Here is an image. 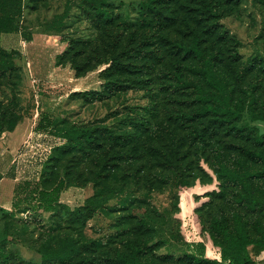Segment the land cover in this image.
Returning <instances> with one entry per match:
<instances>
[{"label":"trees","instance_id":"trees-1","mask_svg":"<svg viewBox=\"0 0 264 264\" xmlns=\"http://www.w3.org/2000/svg\"><path fill=\"white\" fill-rule=\"evenodd\" d=\"M168 1L171 2L144 0L141 3L144 17L141 25L149 31L142 43L146 48L142 50L145 53L142 54L139 49L124 50L121 53H114L109 58L98 56V63L93 65L90 56L84 59L80 57L81 54H87L85 50L80 49L70 56L69 48L59 54L57 65H69L76 76L82 77L99 65L108 64L109 66L99 74L103 80L99 90L72 92L70 95L71 100L87 97L90 102H95L108 98L119 89H130L140 85L147 87L158 83L152 71L155 67L153 63L149 64L147 71L141 76L136 74L134 80L124 74L126 72L135 74L132 67L140 64L132 60V57L142 59L150 56L149 53L154 50L147 48L159 49L162 39L179 57L173 63V68L165 71L166 79L160 84V88L173 96L177 92H191L193 94L191 110L172 113V120L167 126H160L158 122L153 123L137 116L124 129L99 127L93 124L78 125L72 123L69 118L47 119L46 122L42 119L37 128L48 130L50 134L61 138L63 143L51 149L50 157L37 181L26 180L18 183L15 209L0 210V264H90L93 258L87 253L85 245H81L71 232H61V221L52 220V226H47L42 230V234H36L31 227L34 218L30 216L25 218L22 213L29 210L34 214L40 210L53 218L60 211H67L71 224H74L84 220L86 216L87 220L93 217L97 214L95 211L98 207L114 199L116 205L128 210L129 217L139 218L140 229L154 231L156 238L142 244L126 240V250L115 251L112 257H102L103 261H110L112 264H258L261 261L260 257L264 252V225L255 221L256 232L253 231L247 214L242 209L254 215L264 210V190L255 184L257 178L264 177V170L260 172L253 169L245 161H240L239 164L229 163L225 158L224 148L216 143L218 136L223 134L225 129L227 132L244 131L247 136L253 137L256 144H264V134H259L255 127L238 126V121L243 117L248 105L241 99L235 100V88L218 68V53L209 51L204 45L207 34L217 35L222 41L229 38L225 30L220 31L219 21L224 17V8L216 3V0H198V10L205 16L202 17L203 20L189 24L190 38L178 42L164 34L165 29L175 24L173 16L162 8L163 3ZM83 2L104 17L107 23L112 24L118 19L115 25L119 24L125 30L131 28L132 25L125 19L114 16L111 9L112 0ZM0 3V77L12 78L20 69L16 57L18 52L2 47L1 34L16 31L18 23L7 1L0 0ZM119 34L121 37L122 31ZM135 34L136 30L132 32L133 37L130 40L132 44L137 38ZM238 56V52L233 54L235 59ZM189 61L191 63L187 68L190 73H187L186 65ZM194 75L199 79H195ZM17 95L20 94L16 90ZM21 102L22 97L19 96L16 106L0 109V138L6 130L13 131L25 117L27 111ZM252 103L253 99L250 101V104ZM162 131L169 132V137L171 135L169 143L162 142L160 137ZM165 139L168 141V138ZM212 141L215 143L211 146ZM194 146L202 151L201 153L208 149L216 153L214 161L210 162L220 182V192L216 195L223 198L228 187L235 188L231 197L235 208L231 215L228 214L226 205L222 203L218 204L219 211L210 212L207 219L204 211L198 213V226L202 233H208L211 240L221 247L222 260L207 257L204 242L191 245L173 231L169 240L168 238L164 240L161 233L170 230L171 222L157 221L151 216L148 206L145 207L146 210L131 207L135 196L129 189L130 183L145 195H151L156 190V185L169 180H176V187L181 192H186L197 179L209 183L210 175L204 172L199 163L194 160L187 162L188 159H192L191 149ZM243 151L251 158L264 163L263 151L251 148H243ZM69 153L75 154L74 157H80L81 161L97 166L95 175L88 177L87 182L82 185L78 182L71 183L69 178L73 172L70 170L56 176L54 168L57 162ZM178 163L184 170L179 169ZM77 179L79 180V177H76ZM102 180H115L117 185L110 184L99 190ZM88 185H92L93 193L83 205L70 208L60 202L61 194L66 189ZM123 188H127L125 194L119 195ZM105 192L113 194L100 198ZM172 222L174 227L177 222L175 220ZM170 241L177 246H174L171 252L161 253L160 250L168 247ZM20 243L34 248L38 258H26L20 250ZM179 251L180 254L173 253Z\"/></svg>","mask_w":264,"mask_h":264},{"label":"rangeland","instance_id":"rangeland-1","mask_svg":"<svg viewBox=\"0 0 264 264\" xmlns=\"http://www.w3.org/2000/svg\"><path fill=\"white\" fill-rule=\"evenodd\" d=\"M6 1L8 7L10 5L16 15L18 29L2 33L1 45L4 49L18 52L16 57L20 69L12 78L0 77V109L16 106L18 98L21 96L17 95V98L16 90L20 94L23 89L32 90V92L35 89V92L40 94L45 82L43 78L42 80L39 78L38 74L43 73L46 69H55L61 51L70 48L71 56L73 52L80 49L85 50L87 54H81L80 57L84 59L90 56L93 65L98 63V56L109 58L116 52L121 53L130 49H139V52L145 53L142 50L146 48L142 43L149 31L141 25L144 18L141 3L144 0H112L111 9L114 16L125 19L132 25L130 29L126 30L119 24L115 25L118 19L112 24L107 23L104 17L97 14L83 0ZM216 3L224 8V17L219 21L220 31L225 30L229 38L222 41L217 35L207 34L204 45L209 51L218 53V68L229 78L235 88V100L241 99L248 105L243 117L238 121V126L255 127L259 134H264V0H216ZM198 6V0H171V2L163 3L164 11L169 12V15L175 19V24L172 21L173 25L164 30L166 37L178 42L190 38L189 24L196 23L197 20H201L205 16L198 10ZM134 30H136L137 38L132 44L130 40ZM121 31L122 36L120 37ZM27 38H32L33 42L30 45L25 43L28 41ZM160 41L159 49L147 48V50H154L149 53L150 56L142 59L132 57V60H136L140 64L132 67L135 74L130 72L124 74L134 80L136 74L141 76L147 71L149 64L153 63L155 67L152 71L158 83L147 87L140 85L130 89H119L108 98L95 102H90L91 100L87 97L71 100L70 121L78 125L93 124L99 127L124 129L132 123L133 118L138 116L145 120H151L153 123L158 122L160 126H167L168 122L172 120V113L190 111L193 100L191 92H177L173 96L170 92L160 88V84L166 79L165 71L173 68V63L179 57L162 39ZM235 52L239 54L237 59L233 57ZM190 63L189 61L186 65L187 73H190L187 68ZM108 66V64L99 65L91 71L89 80L98 82L99 74ZM138 71L140 72L138 73ZM57 76L58 74H53V77L44 78L50 80ZM66 76L71 77L70 74H66ZM33 78L41 81L33 83ZM194 78L199 79L196 75ZM101 81L103 82V80ZM251 99L254 100L252 104H250ZM27 114L28 112L25 116ZM19 124L20 122L16 128ZM160 137L163 143L171 141L169 132L162 131ZM165 137L168 138V141ZM27 143V139H25L18 143V147L27 148ZM61 143H63L62 139L45 140L46 146L54 147ZM213 143L215 142L212 141L211 146ZM216 143L224 148V155L229 163L239 164L240 161H245L253 169L260 172L264 170L263 162L251 158L243 151V148H251L264 152V144H256L253 137L247 136L244 131L241 133L235 130L227 132L224 129V133L218 136ZM201 152L194 146L191 149L192 159H188L187 162L194 160L199 163L204 172L210 175L209 183L197 179L194 180L191 187L186 189L187 191L185 190L186 192H181L176 187V180L160 181V184L156 183L158 186L156 185V190L151 195H145L143 191L130 183L129 189L135 196L131 207L146 210L145 207L148 206L151 216L157 221L169 220L171 222L170 230L161 233L164 240L167 238L169 240L173 231L175 235L182 236L191 245L204 242L205 255L209 258L222 260L221 247L211 240L208 233H202L198 226V213L204 211L205 219H207L210 212L219 211L218 204L222 203L226 205L228 214L231 215L235 208L231 199L235 188L228 187L223 198L216 195L220 192V182L210 165V162L214 161L216 153L212 149ZM41 153L42 151L36 154L27 153L16 159L14 163L15 156L10 155L5 163L7 166L14 167H11L10 171L12 168L14 169V174L20 178L19 182L37 181L50 157L48 155L47 158H44ZM74 156L75 154L72 153L65 154L54 169L56 176L60 173L63 174L65 170H70L73 172L72 177L69 178L71 183L78 182L79 185H82L87 182L88 177L95 175L97 166L81 161L80 157ZM178 167L180 170H184L180 163H178ZM76 177H79V180H76ZM101 182L99 190L110 184L117 185L115 180H102ZM255 184L264 190V177L257 178ZM89 186L91 188L92 185ZM126 190L127 188H123L119 195H124ZM87 194L88 191L70 188L64 192L62 199L75 206L83 201ZM110 194L113 193L105 192L100 198L112 196ZM115 200L98 207L95 211L97 214L88 220L86 216L84 220L74 224H71L70 214L67 211H60L56 217L52 218L50 214L39 210L29 215L34 218L31 227L36 234H42V230H45L47 226H52V220L61 221L60 231L71 232L81 245H85L87 253L93 258L90 264H112L110 261H103L102 257H112L115 251L126 250V240L142 244L156 238L154 231L146 228L140 229L139 218L129 217L128 210L116 205ZM242 211L247 214L253 231L256 227L255 221L264 225V210L257 215L248 213L245 209ZM173 220L177 222L174 227H172ZM168 244H170L168 247L160 250L161 253L171 252L174 246H177L171 241ZM173 253L180 254L181 251ZM32 255L34 256V254Z\"/></svg>","mask_w":264,"mask_h":264},{"label":"crops","instance_id":"crops-1","mask_svg":"<svg viewBox=\"0 0 264 264\" xmlns=\"http://www.w3.org/2000/svg\"><path fill=\"white\" fill-rule=\"evenodd\" d=\"M33 41H25L26 44H31ZM61 51L60 53H62ZM68 73H66V72ZM33 74V73H32ZM53 74H58L56 78L53 79H45L44 77H53ZM66 74H70L71 77H67ZM89 72L87 75L78 77L76 76L75 71L69 66L56 65L55 69H46L43 73L38 74L39 78L44 80L45 85L43 83V88L40 90V94L36 93L35 89L28 91L27 89H23L20 95L22 98V105L28 114L23 118L20 122L19 126L16 130L10 132L6 131L3 133L0 138V173L2 174V178L0 179V210H8L12 211L15 209L16 203V187L18 183H20V178L17 174H14V167L10 171V166L6 165V160L10 155H14L15 159L23 157L25 154L21 152L23 148L18 147V143L32 138L33 141L41 143L42 150L46 148H53V146H46L45 140L49 139H61L52 134L48 130H42L37 128L38 123L45 119L51 120H60L64 118L70 119V95L72 92H80V91H89V90H99L102 84L100 78L98 82H94L92 79L89 80ZM39 80V81H41ZM71 88V89H69ZM40 152V151H39ZM51 150L47 153V156L50 154ZM12 173V174H11ZM39 179V178H38ZM87 187H70L76 188L83 191H88V194L84 197L83 201L79 202L75 206L69 204V202H64L62 197L64 192H67L70 188L66 189L62 192L60 202L69 206L70 208H75L83 205L86 199L92 195L93 188ZM31 213L25 212L22 213L23 217H29ZM1 217V211H0ZM20 250L22 254L26 258L37 259L38 254L34 248L29 247L28 245H24L22 243L19 244ZM24 248V249H22ZM34 254V256L32 255ZM261 261L258 264H264V252L260 257Z\"/></svg>","mask_w":264,"mask_h":264},{"label":"built area","instance_id":"built-area-1","mask_svg":"<svg viewBox=\"0 0 264 264\" xmlns=\"http://www.w3.org/2000/svg\"><path fill=\"white\" fill-rule=\"evenodd\" d=\"M32 81H33V83H39L40 81L39 80H37V79H35V78H33L32 79ZM27 145H26V147L27 148H24L23 150H22V153L23 154H27V153H33V154H36V153H38L39 151H42V155H44V156H42V157H44V158H47V153L51 150V148L49 147V148H44L43 150H42V144L41 143H38V142H33V140H32V138H29L28 140H27ZM41 159H43V158H41ZM40 159V160H41Z\"/></svg>","mask_w":264,"mask_h":264}]
</instances>
